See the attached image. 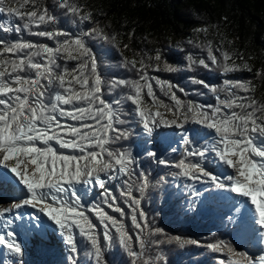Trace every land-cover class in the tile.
<instances>
[{"label": "snow or ice", "instance_id": "6c2138e0", "mask_svg": "<svg viewBox=\"0 0 264 264\" xmlns=\"http://www.w3.org/2000/svg\"><path fill=\"white\" fill-rule=\"evenodd\" d=\"M28 2L16 7L0 0V33L16 34L15 39L0 38V55L5 57L0 59V184L13 193L0 198V248L25 264L24 238L54 234L66 250L60 264H81V247L88 249L89 264H113L106 259L112 249L126 255L117 264H140L144 237L153 235L163 238L154 241L157 247L196 246L221 254L212 264H264V102L250 94V82L223 78L214 84L192 78L191 83L207 90L195 94H207L215 102L181 100L176 92L185 93L184 88L150 76V65L141 60L137 68L136 61L120 53L116 67L138 78L113 73L106 95L89 42L110 38L87 27L89 15L67 0L52 11L35 3L24 11ZM55 8L71 14L73 23L78 17L80 30H62ZM41 26L52 30H32ZM25 34L47 38L55 46ZM215 51L223 62L218 63L211 46L207 59L221 77L254 71L247 62L237 64L229 52ZM154 58L161 59L159 49ZM185 59L189 69L209 67L191 51ZM68 60L76 62L71 70ZM164 70L177 71L168 64ZM255 75L264 76V71L255 70ZM150 81L170 103L157 99ZM118 89L119 95H111ZM145 89L151 105L143 101ZM152 169L163 175L153 181ZM166 187L173 191L166 192ZM150 189L164 193L165 199L174 194L178 217L201 212L208 204L205 193L230 212L221 214L222 228L209 230L207 236L172 235L150 221L143 208ZM241 222L255 237L254 254L221 238L224 229ZM152 264H168L167 256L157 252Z\"/></svg>", "mask_w": 264, "mask_h": 264}, {"label": "trees", "instance_id": "16d2710c", "mask_svg": "<svg viewBox=\"0 0 264 264\" xmlns=\"http://www.w3.org/2000/svg\"><path fill=\"white\" fill-rule=\"evenodd\" d=\"M22 2L23 0H6V3L16 7ZM30 2L35 3L41 9L47 7L50 11L55 6L54 0H29L24 11L32 10L33 3ZM67 3L76 5L81 10V14L89 15V20L84 22L87 27L98 28L110 38L111 51L107 52V57L111 60L109 73L102 72L104 69L98 65L100 58L93 53L97 60L98 74L105 83L102 91L106 95H110L107 92V81L112 78L113 73H119L122 78H138L135 72L128 73L125 69L116 67L117 57L122 53L128 60L136 61L137 68L141 60L146 65H150L148 68L150 76H157L184 88L185 93H188L187 96L178 90L176 92L181 100L214 103V99L207 94L203 96L195 94L198 90L205 93L207 90L203 89L202 85L191 83V79H203L205 82L219 84L223 78H229L249 81L252 87L250 94L259 102H264V76L255 75V70L264 71V0H67ZM58 9L55 8V11L62 30L79 31L81 27L79 18L77 17L76 23H73L71 14H67L66 10L59 11ZM3 18L4 16L0 14V19ZM196 29H206V31H195ZM32 30L52 29L48 26H41L33 27ZM25 37L34 42L45 43L50 47L54 45V42L47 38L27 37V34ZM113 37L114 40H112ZM0 38L15 39L16 34L14 32L10 35L0 33ZM189 40L193 41L191 45L188 44ZM125 44L127 48L124 47ZM209 46L213 48V54L217 56L218 63L223 62L220 53L215 51L219 47L221 51L229 52L232 60H235L237 64L247 62L254 71L243 70L221 77L220 70L207 59ZM117 47L119 52L116 50ZM157 49L161 52L159 61L154 58ZM189 51L193 53L197 61L204 58L209 67L205 69L197 64L189 69L185 59ZM240 57L243 59L241 60ZM3 58L5 57L0 55V59ZM57 63L62 67L65 65L63 59L58 60ZM75 63L72 60L67 61L69 70L75 67ZM164 64L176 68L177 71L164 70ZM183 65L187 67L184 72L180 71ZM152 66H156L158 71H154ZM150 83L153 85L157 99L165 104L170 103L169 98L160 91L155 81H150ZM119 94L118 89L111 95ZM142 98L145 104H152L146 89L142 93ZM144 166L147 167V165ZM152 171L155 172L154 169ZM161 173L163 175V172ZM207 201L212 204L211 200ZM142 205L144 207L143 203ZM220 209L221 206H219ZM181 217L183 222L196 224L198 221L196 218L202 217V211Z\"/></svg>", "mask_w": 264, "mask_h": 264}, {"label": "rangeland", "instance_id": "374dc122", "mask_svg": "<svg viewBox=\"0 0 264 264\" xmlns=\"http://www.w3.org/2000/svg\"><path fill=\"white\" fill-rule=\"evenodd\" d=\"M61 0H54V4L57 5ZM33 3V2H30ZM39 7V6H38ZM61 11V9H58ZM55 45L51 46L54 47ZM89 46L92 49L93 53L98 55L100 62L98 65L102 67L103 73H109V64L111 60L107 57V52L110 50V42H105L102 39L91 40ZM115 60V59H114ZM123 111H129L127 104L123 107ZM153 181L157 175H162V173L153 172ZM166 192H172L173 189L166 187ZM11 191L7 184H0V198H6L11 196ZM13 195V194H12ZM134 195H138L134 193ZM205 199L211 200L212 197L209 194L205 193ZM177 197L173 195H168L165 199V194L161 193L156 189H150L148 191L147 197L142 201L144 204V210L148 212L149 220H154L156 226L164 228V230L172 235H189L192 237H204L207 236L208 231H218L222 228L220 224L221 214L227 215L230 212L229 207L219 206L216 204L212 205L208 202L207 206L202 209V217L196 218L198 220L195 223H186L183 222L181 216L176 215V204L175 201ZM173 204V205H171ZM126 211L127 207L121 205ZM105 211L110 215L119 216L118 213H112L111 209L105 207ZM91 218V217H90ZM127 226H130V220L125 221ZM246 226L243 224L239 228L236 224L229 225L227 229H224V235L221 236L222 239L232 240L239 249H246L249 253H256L258 250L254 249L255 240L242 239L241 236L246 230ZM246 236L248 233L246 232ZM50 234L44 237L39 235H32L24 238V262L25 264H60V261L65 258L66 250L60 245L56 235ZM251 235L249 234V237ZM47 237V239H46ZM50 237V238H48ZM54 237V238H53ZM156 239H163L159 236L148 235L144 237L145 240V251L143 258L140 261V264H144V261H148L149 264H152V261L155 259L157 252H163L167 256L168 264H212L213 258L221 259L223 258L221 254H211L205 252L202 248L197 249L196 246H187L185 248H180L175 244H162L161 247H157L154 243ZM82 244L86 243L81 241ZM87 247H81L80 249V260L81 264H89L90 258L87 256ZM112 253H115L113 255ZM126 255L122 253L119 249H112L109 253H106V259L111 260L113 264H117L120 257ZM0 264H18V258H13L12 254L9 253L6 249L0 248Z\"/></svg>", "mask_w": 264, "mask_h": 264}, {"label": "bare ground", "instance_id": "6f19581e", "mask_svg": "<svg viewBox=\"0 0 264 264\" xmlns=\"http://www.w3.org/2000/svg\"><path fill=\"white\" fill-rule=\"evenodd\" d=\"M241 236H243V234H242ZM242 239H243V238H242Z\"/></svg>", "mask_w": 264, "mask_h": 264}]
</instances>
